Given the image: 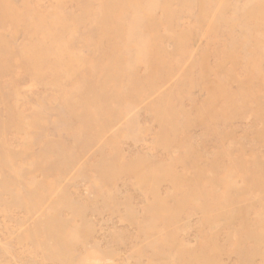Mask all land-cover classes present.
Segmentation results:
<instances>
[{"label":"rangeland","instance_id":"374dc122","mask_svg":"<svg viewBox=\"0 0 264 264\" xmlns=\"http://www.w3.org/2000/svg\"><path fill=\"white\" fill-rule=\"evenodd\" d=\"M0 264H264V0H0Z\"/></svg>","mask_w":264,"mask_h":264}]
</instances>
